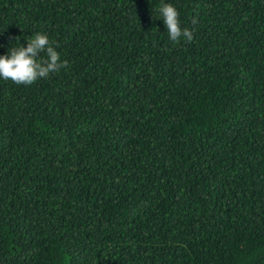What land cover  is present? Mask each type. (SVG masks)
I'll return each mask as SVG.
<instances>
[{"label":"trees","instance_id":"16d2710c","mask_svg":"<svg viewBox=\"0 0 264 264\" xmlns=\"http://www.w3.org/2000/svg\"><path fill=\"white\" fill-rule=\"evenodd\" d=\"M36 33L68 65L0 78V264H264V0H0V56Z\"/></svg>","mask_w":264,"mask_h":264},{"label":"clouds","instance_id":"9594fccd","mask_svg":"<svg viewBox=\"0 0 264 264\" xmlns=\"http://www.w3.org/2000/svg\"><path fill=\"white\" fill-rule=\"evenodd\" d=\"M158 12L173 44H179L182 39L185 43L193 41V31L181 28L179 12L172 4L163 3ZM197 22L196 18L191 20L193 25ZM58 47L59 45L50 41L47 35L36 33L27 40L26 47L13 48L6 55L0 56V78L17 85H30L38 79L59 72L67 67L68 61H61L56 50Z\"/></svg>","mask_w":264,"mask_h":264}]
</instances>
